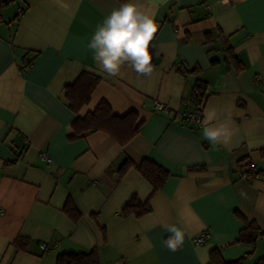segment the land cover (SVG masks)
I'll use <instances>...</instances> for the list:
<instances>
[{
  "label": "crops",
  "instance_id": "0c3cea01",
  "mask_svg": "<svg viewBox=\"0 0 264 264\" xmlns=\"http://www.w3.org/2000/svg\"><path fill=\"white\" fill-rule=\"evenodd\" d=\"M10 2L0 11V264H56L61 252L95 247L101 264H208L213 248L225 260L248 254L243 264L264 257V237L235 243L247 221L264 231V0H135L159 25L149 48L153 72L138 76L125 66L114 77L101 71L88 43L123 2ZM178 66L197 72L184 75ZM82 72L101 80L76 113L65 86ZM197 79L206 83L202 121L214 108V122L234 133L231 150L184 119L196 109ZM102 100L114 114L135 111L144 121L137 135L125 145L100 130L69 139L74 119ZM126 158L151 159L171 175L152 194L134 166L118 175ZM247 163L258 177L241 178ZM133 195L149 199L151 210L121 215ZM68 198L81 213L77 221L63 209ZM169 225L186 233L175 251L165 243ZM203 231L207 240L194 244ZM19 237L27 249L17 248Z\"/></svg>",
  "mask_w": 264,
  "mask_h": 264
},
{
  "label": "trees",
  "instance_id": "16d2710c",
  "mask_svg": "<svg viewBox=\"0 0 264 264\" xmlns=\"http://www.w3.org/2000/svg\"><path fill=\"white\" fill-rule=\"evenodd\" d=\"M11 0H0V11ZM126 2V0H120ZM18 15L15 16V19ZM209 34L207 33V38ZM228 50V48H226ZM177 70L186 75L197 72V68L186 69L178 66ZM101 78L98 75L89 72H82L78 75L76 80L65 86V98L68 101L69 108L78 112L82 106L87 104L90 100L91 94L99 84ZM206 83L197 79L194 84V101L196 108L201 109L205 98ZM144 121L139 120L138 114L135 111H129L124 115L114 114L110 105L102 100L93 111L87 112L82 117H77L71 123L73 133L68 136L69 139H76L85 136L91 131H104L113 137L119 144L125 145L140 131ZM261 154L264 155V149H261ZM17 156L8 162L14 163ZM131 166H134L139 173L151 184L152 194L160 190L169 178L171 173L159 165L157 162L143 158L139 163L133 162L130 158H126L118 167L117 173L119 176ZM65 213L74 221L81 217L80 211L77 209L73 201L68 198L64 205ZM151 210L149 199L140 201L133 195L127 203L123 206L120 214L127 216L133 214L135 217H141ZM260 237H264L262 231L254 222L247 221L245 227L240 230L235 243H242L246 245H255ZM168 238V237H167ZM28 239L17 238L15 245L19 249H27ZM241 256L234 260H225L218 248H213L209 251L208 264H243L245 257ZM56 264H101L97 248L89 251L80 252H61L57 255ZM254 264H264V257L256 260Z\"/></svg>",
  "mask_w": 264,
  "mask_h": 264
},
{
  "label": "clouds",
  "instance_id": "9594fccd",
  "mask_svg": "<svg viewBox=\"0 0 264 264\" xmlns=\"http://www.w3.org/2000/svg\"><path fill=\"white\" fill-rule=\"evenodd\" d=\"M224 5L229 0H220ZM167 4V0H157L154 6ZM159 25L155 16L143 10V6L135 0H126L118 8L107 15L88 43L93 60L101 71L108 76H118L125 66L130 67L138 76H150L153 72L152 55L149 48L158 31ZM217 121V112L206 108L202 121L203 138L213 145L223 146L231 150L233 131L226 122ZM171 233L165 241L170 250L175 251L182 246L185 231L175 225H169Z\"/></svg>",
  "mask_w": 264,
  "mask_h": 264
},
{
  "label": "built area",
  "instance_id": "2783aa9c",
  "mask_svg": "<svg viewBox=\"0 0 264 264\" xmlns=\"http://www.w3.org/2000/svg\"><path fill=\"white\" fill-rule=\"evenodd\" d=\"M23 9V8H22ZM22 9H20L19 12H22ZM27 66L23 65L22 70H26ZM156 106L159 110H165L168 111L167 106L161 104V103H156ZM185 121L187 122H192L195 123L197 125H201L202 123V110L199 108H196L195 111H193L192 113L188 114L185 118ZM39 157L47 162H50L52 159L44 152H41L39 154ZM259 175V171L257 170V168L252 164V163H247L243 166L242 171H241V178L244 180H251L254 179L256 177H258ZM209 234L206 231H203L199 234H197L194 238H193V242L194 244L200 245L202 243H204L207 238H208Z\"/></svg>",
  "mask_w": 264,
  "mask_h": 264
},
{
  "label": "rangeland",
  "instance_id": "374dc122",
  "mask_svg": "<svg viewBox=\"0 0 264 264\" xmlns=\"http://www.w3.org/2000/svg\"><path fill=\"white\" fill-rule=\"evenodd\" d=\"M14 2H9L7 5H5L3 8H7V7H9V6H11V7H13L12 5H14L13 4Z\"/></svg>",
  "mask_w": 264,
  "mask_h": 264
}]
</instances>
